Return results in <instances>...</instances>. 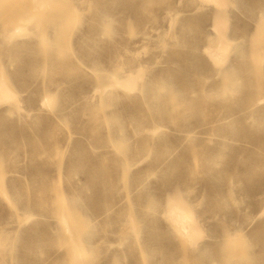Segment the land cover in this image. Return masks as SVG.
Wrapping results in <instances>:
<instances>
[{
  "label": "rangeland",
  "instance_id": "rangeland-1",
  "mask_svg": "<svg viewBox=\"0 0 264 264\" xmlns=\"http://www.w3.org/2000/svg\"><path fill=\"white\" fill-rule=\"evenodd\" d=\"M50 1L0 0V264H264V0Z\"/></svg>",
  "mask_w": 264,
  "mask_h": 264
},
{
  "label": "bare ground",
  "instance_id": "bare-ground-1",
  "mask_svg": "<svg viewBox=\"0 0 264 264\" xmlns=\"http://www.w3.org/2000/svg\"><path fill=\"white\" fill-rule=\"evenodd\" d=\"M40 1L41 0H34L35 3L40 2ZM42 1H43V3H50L51 2L50 0H42ZM131 1H132V4L134 5V10H136V0H130V2ZM205 2H213L216 4V6H218V5L222 6L224 4H227L226 0H205ZM218 8H220V7H218ZM129 11H131V10H129ZM120 12H121L120 13L121 16H123V17L126 16L125 13L127 12V8L126 9H120ZM133 16H134V13H133ZM13 17H15V16H13ZM13 17H11V19L9 20L8 24L5 27L4 34L2 36V40L4 42H12L14 40V37L23 34L24 30L26 29L25 25L20 23L19 20H15L16 18H13ZM213 27H214V31H215V29H216V31H218L219 36H220V41L216 47H209L206 50V54H207V57L211 60V63L216 66V65H220V64L225 63L229 59V56H230V54H229L230 42L227 38L229 24H228L227 20H219V21H216L215 23H213ZM35 32H36L37 36L41 37V38H47V37L52 35V33L49 31V28L45 22L37 24V26L35 28ZM129 35H130V33L128 32V36ZM261 47H262V55H263L262 59L264 60V35H263ZM115 56H117V60H118V57H121V56H122V59H124L125 61L130 60L128 57L127 46L126 45H124L122 47L119 46L118 49L115 51ZM120 62H123V61L115 62L114 65L111 67V71H114L112 74H114L116 72L124 73V75L122 77L121 76L116 77L115 82H119L122 86H124L127 89H130L132 91H136V88H138L140 86V84L143 80V75L138 74L136 76V75H134V73L132 71L127 72L123 68V65L120 64ZM158 91H159V89H158ZM252 94L256 95V92L254 91V92H252ZM10 100H18L19 101L18 93L15 90V88L12 85H10L9 80L5 77V78L0 80V101H7L8 102ZM262 128L264 129V127H262ZM167 210H168L167 212H168L169 219L172 221V223L175 225V227L178 229V231H181L182 234L186 235L190 241L196 242L198 240V238H200L202 236L203 227L197 222V220L189 212H187V210L183 206L168 202L167 203ZM68 234H71V233H68ZM183 239L185 240L184 237H183ZM185 242H187V240ZM188 245L190 246V244H188Z\"/></svg>",
  "mask_w": 264,
  "mask_h": 264
}]
</instances>
